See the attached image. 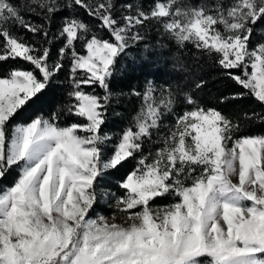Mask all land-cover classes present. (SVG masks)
<instances>
[{
	"label": "snow or ice",
	"instance_id": "snow-or-ice-1",
	"mask_svg": "<svg viewBox=\"0 0 264 264\" xmlns=\"http://www.w3.org/2000/svg\"><path fill=\"white\" fill-rule=\"evenodd\" d=\"M153 34L191 52L179 74L209 63L236 90H115ZM109 198L123 222L93 215ZM0 264H264V0H0Z\"/></svg>",
	"mask_w": 264,
	"mask_h": 264
},
{
	"label": "trees",
	"instance_id": "trees-1",
	"mask_svg": "<svg viewBox=\"0 0 264 264\" xmlns=\"http://www.w3.org/2000/svg\"><path fill=\"white\" fill-rule=\"evenodd\" d=\"M147 2V0H146ZM78 12L80 10H77ZM87 20L88 17L84 15ZM159 37L153 34V37L147 41L149 48L147 51L143 49L141 45L140 49L134 50L129 53L127 57H122L120 63L118 64V74L114 78L113 87L115 90L127 91L130 87L142 88L146 80H154L157 84H161L170 79L175 82L177 79L182 78L183 82L191 86V81L196 76H201L206 80L207 84L202 90L196 92V95L209 106L217 105V98L221 95H228L229 93L236 90L235 85L230 81L220 77L219 73L209 64L202 62L201 66L196 69L194 73H189L186 76L177 73L174 70V66L178 67L179 64H191V52L184 51L179 52L174 47H164L159 46ZM160 53L163 57L162 63L163 68L167 69L166 73H162L160 67L158 66V60L156 59L157 54ZM53 55H55V47L53 48ZM172 58V64L166 58ZM157 62V63H156ZM157 65L158 68H155ZM122 69V70H120ZM176 74V75H175ZM59 80L64 79V73H60ZM115 107L113 113L109 117V128L113 131L122 128L129 120L130 116L134 114L137 108V102L135 98L129 99L127 97L121 98L119 103L113 102ZM243 107L248 109H255L260 111L258 105L252 103L250 100L244 101ZM225 112H231L234 108L241 107L240 104H229V105H219ZM43 110L47 111V108H37V111ZM27 118V117H25ZM133 162L129 161L128 164L124 166L120 171L112 172L107 175L102 181L103 184L108 186L109 181H116L125 173V170L130 169ZM11 182V176L3 181V185H8ZM168 199H158L155 201V205L168 203ZM99 209V208H98Z\"/></svg>",
	"mask_w": 264,
	"mask_h": 264
},
{
	"label": "rangeland",
	"instance_id": "rangeland-1",
	"mask_svg": "<svg viewBox=\"0 0 264 264\" xmlns=\"http://www.w3.org/2000/svg\"><path fill=\"white\" fill-rule=\"evenodd\" d=\"M166 58V57H165ZM156 59L158 60V66L160 67V71L162 73H166L167 72V69L166 68H163V63H162V60H163V57L160 53L157 54L156 56ZM166 60L170 61L172 64H174L171 60L172 58L169 57V59L166 58ZM157 63V62H156ZM157 65H154L155 68H158ZM177 72V71H176ZM178 73V72H177ZM176 75V74H175ZM170 82H173L174 80L170 79L169 80ZM174 83V82H173ZM167 122V121H166ZM116 181L112 180V181H109V185L106 186L103 184V181H101V184L98 186V191L101 190V188L103 189H108L112 192H118V189L116 187ZM158 205H163V204H158ZM99 208V209H98ZM113 208H114V200H112L111 198H109V200L107 201V203H104V202H98L95 206V210L93 212V215H95L96 213H100L102 215H104L105 217H107L109 220H111L113 218V215H115V222L117 223H121L123 222L124 220V217L116 212L114 213L113 211Z\"/></svg>",
	"mask_w": 264,
	"mask_h": 264
}]
</instances>
